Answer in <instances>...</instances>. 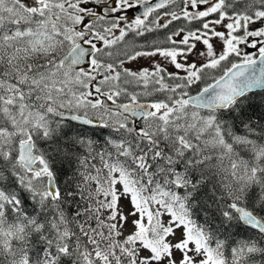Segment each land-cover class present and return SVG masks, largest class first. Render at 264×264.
I'll return each instance as SVG.
<instances>
[{
  "label": "snow or ice",
  "instance_id": "6c2138e0",
  "mask_svg": "<svg viewBox=\"0 0 264 264\" xmlns=\"http://www.w3.org/2000/svg\"><path fill=\"white\" fill-rule=\"evenodd\" d=\"M0 264H264V0H0Z\"/></svg>",
  "mask_w": 264,
  "mask_h": 264
}]
</instances>
